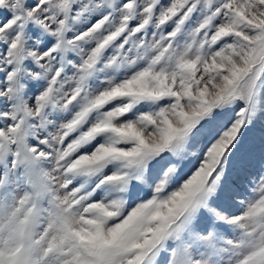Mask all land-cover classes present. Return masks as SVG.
<instances>
[{"label": "snow or ice", "instance_id": "obj_1", "mask_svg": "<svg viewBox=\"0 0 264 264\" xmlns=\"http://www.w3.org/2000/svg\"><path fill=\"white\" fill-rule=\"evenodd\" d=\"M0 264H264V0H0Z\"/></svg>", "mask_w": 264, "mask_h": 264}]
</instances>
